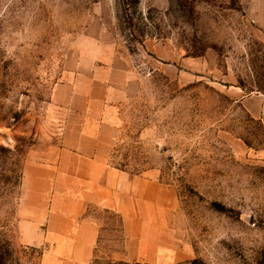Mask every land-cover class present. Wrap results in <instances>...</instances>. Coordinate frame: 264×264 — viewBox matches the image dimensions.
Here are the masks:
<instances>
[{"label":"rangeland","instance_id":"obj_1","mask_svg":"<svg viewBox=\"0 0 264 264\" xmlns=\"http://www.w3.org/2000/svg\"><path fill=\"white\" fill-rule=\"evenodd\" d=\"M78 63L111 109L112 167L168 193L163 262L116 260L120 218L97 211L89 264H264V129L241 103L264 94V0H0V264H43L24 169L77 119L51 96Z\"/></svg>","mask_w":264,"mask_h":264},{"label":"crops","instance_id":"obj_2","mask_svg":"<svg viewBox=\"0 0 264 264\" xmlns=\"http://www.w3.org/2000/svg\"><path fill=\"white\" fill-rule=\"evenodd\" d=\"M83 65L77 64L76 78L52 92L54 105L71 109L77 118L65 130L58 156L26 163L22 238L46 247L43 264H89L103 229L96 212L108 211L120 218L119 233L125 238L116 260L163 262L167 244L159 238L167 229L163 200L168 193L152 179L112 167L116 131L105 118L111 109L106 94L96 96L91 79L82 78L92 75ZM82 81L89 83L80 86ZM241 103L264 129V94L247 95Z\"/></svg>","mask_w":264,"mask_h":264}]
</instances>
